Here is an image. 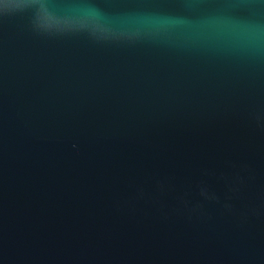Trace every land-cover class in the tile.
Here are the masks:
<instances>
[{
  "label": "water",
  "instance_id": "1",
  "mask_svg": "<svg viewBox=\"0 0 264 264\" xmlns=\"http://www.w3.org/2000/svg\"><path fill=\"white\" fill-rule=\"evenodd\" d=\"M0 264H264V0H0Z\"/></svg>",
  "mask_w": 264,
  "mask_h": 264
}]
</instances>
